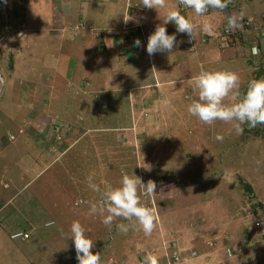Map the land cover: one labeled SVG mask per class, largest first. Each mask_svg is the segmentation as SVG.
<instances>
[{
  "label": "rangeland",
  "instance_id": "374dc122",
  "mask_svg": "<svg viewBox=\"0 0 264 264\" xmlns=\"http://www.w3.org/2000/svg\"><path fill=\"white\" fill-rule=\"evenodd\" d=\"M241 1L228 4L233 16L244 20L232 28L237 35L229 46L223 41L229 27L222 17L213 21L216 34L211 38L220 51L219 70L237 73L243 94L249 81L264 78V56L254 57L249 49L264 28V0ZM65 2L82 4L0 0V264L79 263L69 238L73 221L93 240L92 251L100 253L101 264H114L108 258L113 234L117 224L128 222L120 218L109 228L99 214H90V204L99 203L108 187H119L123 173L134 174L145 185L150 179L156 183L153 196L141 193L142 204L153 208L154 201L158 212L165 206L167 218L180 217L173 237V227L169 230L164 221L148 236L130 228L126 234L132 241L152 242L154 251L166 244L171 254L177 248L184 255L196 253L185 264H264V124H244L239 135L229 123L204 124L187 110L197 93L186 98L182 86L175 108L158 118L161 122L171 115V130L149 126L123 133L135 123L132 100L141 95L127 90L154 76L145 62L119 66L123 81L116 84L109 53L88 42L97 38L95 31L106 35L119 27L127 2L116 0L110 18L98 15L96 2H91L90 28L79 37L67 29L70 25V34L62 33L64 7H55ZM175 2L179 10V0ZM186 60L180 77L198 75L196 58ZM162 64L168 75L177 74L176 63ZM167 134L174 140L168 141ZM89 176L100 191L89 186ZM48 221L55 223L46 227ZM18 230L30 238L12 241L10 234Z\"/></svg>",
  "mask_w": 264,
  "mask_h": 264
},
{
  "label": "crops",
  "instance_id": "0c3cea01",
  "mask_svg": "<svg viewBox=\"0 0 264 264\" xmlns=\"http://www.w3.org/2000/svg\"><path fill=\"white\" fill-rule=\"evenodd\" d=\"M115 1L116 0H107V1L82 0L81 2L82 4L79 5L78 7L72 6L71 2H65L64 4L58 3L55 8L61 10L63 5L64 7L63 11L65 12V15L62 19H63V24H66L65 28L60 26V30L62 27L63 35L66 33L70 34V32H73L75 37L84 35L81 34L80 32L83 31L87 32L88 28H90L88 27L87 13H88V9L91 7V2H96L93 8L96 9V13H98V15L101 13H105L104 16L106 17L108 16V18H110V15L113 12L112 11L113 4L116 3ZM106 2L110 3L111 5L110 6L104 5ZM126 2L128 9H126L124 17L129 15L130 17H132V19L129 20L127 23H125L123 18L122 23L119 22L118 24L119 27L110 29L112 33H107L106 35H104L103 32L95 31V33L97 34L96 35L97 38L93 39V42L89 41L88 44H92L93 47L100 48L103 52L107 51L109 53L110 56L109 61L112 64L111 66L114 71L111 75H113L116 84L117 82L121 83L122 80V76H119L118 74L119 72L118 70H120L119 66L127 67L129 65L131 67L134 66L136 67L138 65H141L143 62H145L148 63V66L150 68L148 73L150 74V76L151 74L154 76V80L152 79L149 82L144 81V84H139L138 86L127 90L129 92V95L130 92L141 94L138 95L141 96V98H139L136 95L137 99L132 100L134 107L133 110L136 111V120L135 123L130 128H124L123 133L129 135V133L127 132H131V131L134 132L139 127H140L139 130L141 129V127H145L146 129L149 126L150 127L161 126V127H166V129L168 130H171L172 129L170 126L171 124H169L171 115L170 117L166 116L164 119H162L161 122L158 120L161 114H165L163 113V110H167V109L171 110L175 108L174 107L175 97L177 96L178 93L179 94L182 93L184 89H185L186 98L192 97L193 95L196 94V92L193 89L192 78L180 77L179 75V71L181 67L186 66V63L189 62L186 59H190L193 62V58H196V66L199 73H201L202 71H217L216 69H218L219 71L218 61L220 59V51L218 49V45L215 44L217 42L211 38L214 34H216V29L212 30L209 33L202 31L201 27L205 23H208L212 26L213 21L215 24V20L218 17H222V20L224 19L226 22V26H228L229 18H232L234 16L229 9L223 11L215 9L214 13L213 14L211 13L207 17L197 16L194 10L192 9L186 12H180L186 18L190 19V21L194 25L197 26V34L193 39L194 45L190 47L187 44V39L189 38V36L186 33H177L175 24L169 22L164 26L166 27L167 33L169 35L174 33L176 34V39L178 41V44L173 48L172 53L157 52L153 56H149L146 51L148 37L150 34H152L155 31L157 25L163 23L166 9H160L158 13V11L155 9H148L139 5L140 0H126ZM167 5L168 7L177 8L175 0H167ZM85 9L86 11H84ZM82 11H84V14L86 13V16L82 15ZM220 14L223 16H220ZM74 20L76 22H74ZM240 21H244V20L236 19V25L238 26L242 25ZM245 25H248V23H245ZM68 26L69 28H67ZM66 28L70 32L67 31ZM230 30L232 31V29ZM263 34H264V28H261L259 30V33L257 34V38L258 39L260 38L261 43L264 44ZM236 35L237 33L232 34L233 38ZM257 38L255 40H257ZM136 39H139L141 41L140 47L134 46V41ZM230 39H231L230 35L225 36L223 38V41L228 43V40ZM255 45L258 44L255 43ZM261 46L263 45L261 44ZM78 47L81 50V46L79 45ZM78 60L81 63L83 62V60H81L79 57ZM165 61L176 63V67L173 71L177 72V74L168 75L167 71L164 69L162 64ZM76 74L79 75V72L77 71ZM182 86H184V89ZM157 89L160 90V92L158 94H154V91H156ZM150 95H152V97H148ZM187 100L189 99H185V101ZM141 118L147 119L145 123L142 124L139 122ZM148 120H150L151 123H148ZM149 130H152L151 132H153V129H149ZM170 132L171 131H168V133ZM173 132H175V130ZM167 135L170 136L169 138L167 137L168 141L174 140L173 137H171V135L169 134ZM164 138H166V136H164ZM146 199L147 198H145V200ZM150 204L155 209V215H156L155 228H157V224L158 226H162L163 222L167 221V226L169 230L172 227L174 229V230L172 229V232L170 233L171 237L174 236V233L178 234L177 231L179 225L177 221L179 220L180 217L178 215L173 217L172 215V218H167L166 216L168 215V212L164 213V211H166L164 205L161 207V212H158V205H155L156 203H154V201H152ZM158 213H161L160 215H162L161 217L163 219L159 218L160 216ZM162 213L165 214V216ZM115 221H121V219L117 218ZM174 224L175 226H173ZM14 233L16 232L14 231L13 234ZM12 235L10 234V237ZM141 237L142 236H138L137 240ZM113 238H114V242L112 244V255L111 254L109 255V253L111 252L110 251L108 253V258H113L115 260L114 264H144L145 256L147 254L154 255L158 260V264H185L184 262L191 261L192 259L190 257L191 254L193 255L196 254L194 252L193 253L188 252V254L184 255L180 251H178V248L175 249L173 254H171L169 251L170 246H168L167 249L165 248L166 244L164 246L163 245L160 246L158 250L154 251L155 248L154 245L151 244L152 242H149L147 245L140 244L136 240L132 241L133 239L132 235L128 236V234L122 233L120 231L118 232L115 231V233L113 234ZM12 241L26 242L27 240H12ZM153 243L155 244V242ZM135 244L139 246L143 245L144 248L142 247L140 248V250H137V248L139 247L134 246ZM173 244L175 245V243ZM22 246L24 248V246L26 245L23 244ZM16 249H20V248L18 247ZM121 252H125V255L120 256ZM173 255L180 257L181 260L179 262H175L173 260ZM124 256L125 259L122 260ZM196 259L199 260L200 257H197ZM111 261L113 260H110L109 262Z\"/></svg>",
  "mask_w": 264,
  "mask_h": 264
},
{
  "label": "clouds",
  "instance_id": "9594fccd",
  "mask_svg": "<svg viewBox=\"0 0 264 264\" xmlns=\"http://www.w3.org/2000/svg\"><path fill=\"white\" fill-rule=\"evenodd\" d=\"M7 0H5V3ZM231 0H179V4L185 8L194 10L197 16H209L213 9L224 10ZM141 6L148 9H166L163 23L156 26L155 31L149 35L146 51L149 56L157 52L172 53L173 48L178 44L176 34L169 35L164 25L172 22L176 26L177 33H186L188 40L194 39L197 34V26L190 19L182 15L177 8L168 7L167 0H140ZM210 8V10H209ZM210 11L209 14L204 15ZM243 13H241V16ZM132 17H124L125 23ZM236 26V18H229V29ZM225 35L234 34L231 30ZM201 30L211 32L212 26L203 24ZM264 35V34H263ZM264 38V36H263ZM258 45L250 46V53L254 57L264 56V44L261 39L255 40ZM261 44L263 46H261ZM134 46L140 47L141 41L136 39ZM193 89L198 95V99L193 100L188 106V112L199 119L204 124L213 125L220 121L232 125L236 134H242V125L247 124L250 128L264 124V78L252 79L249 81L245 93L240 92V77L237 73L228 70L202 71L192 77ZM229 103H225V101ZM217 140H223V136L217 135ZM93 177H88L89 186L94 191H100L94 184ZM156 183L148 180L145 185L141 179L134 174H122L119 187H108L102 193V200L99 203L90 204V214H99L101 222L111 228L117 218H121L128 223L116 225L118 231L127 233L130 228L142 230L146 236L151 235L155 228V209L142 204L141 193L149 197L155 194ZM78 203H82L78 202ZM48 221L46 227L54 224ZM71 238L74 242L76 259L79 263L73 264H101L100 253H93L94 242L85 234V228L79 221H73L70 227ZM107 264H112L107 262ZM144 264H158L157 258L152 254L145 256Z\"/></svg>",
  "mask_w": 264,
  "mask_h": 264
},
{
  "label": "built area",
  "instance_id": "2783aa9c",
  "mask_svg": "<svg viewBox=\"0 0 264 264\" xmlns=\"http://www.w3.org/2000/svg\"><path fill=\"white\" fill-rule=\"evenodd\" d=\"M179 10L181 12H186V11H189L190 9L189 8H185L183 5H179ZM209 10H210V8H209ZM209 10L204 15L209 14V12H210ZM226 33L228 34V33H230V31H226ZM188 43L192 44V41L189 39ZM29 238H30V235L28 233H25V232H16L11 237L12 240H28ZM228 252L231 254L230 251H228ZM173 260L175 262H179L181 259H180V257H177L176 255H173Z\"/></svg>",
  "mask_w": 264,
  "mask_h": 264
},
{
  "label": "trees",
  "instance_id": "16d2710c",
  "mask_svg": "<svg viewBox=\"0 0 264 264\" xmlns=\"http://www.w3.org/2000/svg\"><path fill=\"white\" fill-rule=\"evenodd\" d=\"M237 1L240 2V3L242 2L241 0H237ZM234 2H235V0H234ZM228 6H230V5H228ZM228 6H227V8L224 9V10H227V9L231 10V8H229ZM231 7L233 8V6H231ZM234 8H235V7H234ZM222 11H223V10H222ZM225 36H229V35H225ZM225 36H224V37H225ZM230 37L233 38L232 34H230ZM191 41H192V43L194 44V40L191 39ZM219 42H222V41H219ZM231 43H232V42H231ZM227 45L229 46V43H227ZM16 232H25V233H28V232H26V231H21V230H18V231H16ZM108 242H109V240H107V241L104 242V243H108Z\"/></svg>",
  "mask_w": 264,
  "mask_h": 264
}]
</instances>
